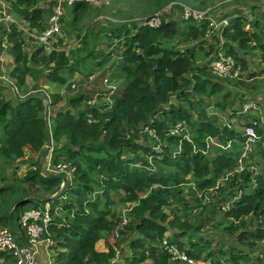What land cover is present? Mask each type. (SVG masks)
<instances>
[{
	"label": "trees",
	"instance_id": "obj_1",
	"mask_svg": "<svg viewBox=\"0 0 264 264\" xmlns=\"http://www.w3.org/2000/svg\"><path fill=\"white\" fill-rule=\"evenodd\" d=\"M7 1L17 19L23 18L39 30H44L55 4L51 2L47 8H42L40 4L47 0ZM89 5L80 1L69 6L68 12L73 16L68 27L76 29L78 19L89 10ZM262 21L247 22L240 15L231 18L214 59L221 51L233 56L243 70L248 69L245 58L252 51H261L264 59ZM190 24H186L188 31L183 33L185 40L199 39L206 25L200 29ZM131 26L124 24L110 30L113 38L120 39L117 49L122 53L118 63L111 66L114 68L112 80L124 81L110 98L113 107L100 104L82 109L85 102L93 99L87 93L67 98V104L60 109L55 108L64 96L55 93L48 94V100L37 96L20 103L15 95L10 99L6 97L4 90L8 84H0V157L8 166H15L14 162L23 159L27 151L39 159L28 167L23 177L15 173L10 178L0 172V226L14 229V234L25 240L20 225L22 215L45 201L50 202L55 213L49 230L55 240L51 250L58 252L56 264H114L117 247L107 239L114 237L117 229L128 240L132 251V257L127 258L125 264L148 261L181 264L172 260L164 241L198 262L203 256L218 257L210 238L200 234L201 225L184 219L182 210L191 207V196L184 193L183 187L193 182L200 190L209 189L219 178L233 171L242 152L240 144L245 141L243 130L237 127L253 126L257 130L260 136L257 147L264 161V124L254 125L252 121L257 118H249L235 109L234 100L217 108L231 109V118H240L237 127L205 121L192 124V115L177 103L182 98L203 103L202 98L218 95L227 100L231 91L211 72L209 64L194 66L188 53L169 47L182 34L179 23L165 18L159 28ZM58 39L62 42V34ZM5 42L11 45L7 51L13 58L9 77L21 99L33 93L21 94L29 78L36 82L43 78L64 86L76 74L90 76L109 63L104 51L91 47L88 33L81 39L79 49L70 55L63 50L48 54L43 46H38L29 58L24 51V34L14 24L8 29L0 24V53L4 51ZM61 42H58L59 47ZM211 51L214 52L213 47ZM98 59L102 60L97 62ZM260 74L264 76V70ZM258 76L252 74L255 80ZM8 87L11 89L10 85ZM39 87L40 84H36L34 92L41 90ZM237 95L243 102L245 95ZM46 101L49 104H45ZM47 106L50 109L46 117ZM179 122L190 126V141L170 134V129ZM147 129L153 130L161 141V154L152 151L156 142ZM49 136L53 163H70L76 168L73 180L63 190L62 180L44 176L40 171ZM209 137L222 145L229 141L234 143L227 150L219 146L208 148ZM213 148L215 155L210 157ZM150 159L158 165V171L153 170ZM190 175L191 179L187 180ZM252 175L250 171L243 173L240 182L236 183L235 178L220 190V196L212 199L221 206L238 190L245 192L224 216L234 222L228 231L239 233V240L249 246L264 242V173L254 177L256 188L250 187ZM118 203L133 205L125 212L128 219H132L131 223L123 228H120L122 216L112 213ZM245 226L250 231L244 230ZM102 242L105 246L100 248ZM240 258L233 257L232 261L240 264Z\"/></svg>",
	"mask_w": 264,
	"mask_h": 264
},
{
	"label": "rangeland",
	"instance_id": "obj_2",
	"mask_svg": "<svg viewBox=\"0 0 264 264\" xmlns=\"http://www.w3.org/2000/svg\"><path fill=\"white\" fill-rule=\"evenodd\" d=\"M51 1L53 0H47L46 3L43 2L40 6H42V8H47ZM89 6V10L78 19L76 29L68 27V23H70L73 15L68 12L70 7L66 8L61 33L62 42L59 39L61 42L60 48L70 55L72 51L79 49L81 39L86 33H88L91 47L96 50L101 49L104 51L106 54L105 57H109V63L104 68L95 70L96 73L94 75H90L94 76V79L92 80L89 79L90 76L85 75L78 76V78L72 77L69 78L67 85H56L61 88H55L51 91L45 88L47 81L40 78L37 83L40 84L39 88H41V91H44L47 94L55 93L64 96V100L55 109L64 108L67 98L76 96L80 93H87L88 96H92L93 99L90 102H93L94 106H99L100 104H112L110 107H113V103L110 98L116 93V89L118 87L120 88L123 86L124 81L120 79L112 80L114 68L111 69V66L118 63L119 56L122 53L117 49V44L120 39L113 38L110 30H117V28H120L124 24L130 26L133 24L138 26L143 25L146 19L152 18L158 13L162 14L163 20L165 18L166 20H175L179 23L182 34L178 37V39L172 42L169 47H172L174 50L179 52L188 53V55L192 57L194 66L209 64L210 67V63L216 57V51L222 46L224 38H221L219 33L217 34L216 31L213 32L208 30L206 25V29L200 34L199 39L196 40L191 38L189 41H186L183 33L188 31V26L186 24L190 23H185L181 20L183 7L188 6L198 10H209V16L211 19L216 20L217 23H220L223 20L229 21L236 15L243 16L247 22L255 19L264 20V0H97L96 4ZM35 7L36 6L32 7V9ZM16 20L20 21V19ZM262 23H264V21H262ZM192 24L194 25V23ZM192 24H190V26H192ZM47 26L48 23L46 22L44 27L46 28ZM199 28L202 29L203 27ZM216 37H219L221 40L219 39V41ZM5 44L8 43L5 42ZM7 46L11 45L8 44ZM38 46L40 45L32 42H26L24 51L28 56H31L33 52L36 51ZM211 47L214 48V52L211 51ZM8 55L10 54L8 53ZM84 55L85 54L82 56ZM245 59L248 62L247 70H243L238 64V67H241V70L233 78L220 77L222 82H224L223 84L225 87L231 90L227 100L223 98V95H218L214 98H202V100H204L203 103H200L197 99L194 100L192 98L190 100L182 98L177 101L178 104L182 107L184 106L186 111L192 115V124L205 121L223 126L233 124V126L237 127L240 122V118L236 116V118L232 119L231 117L233 116V112L231 109L223 111L217 108L219 104L227 103L231 100L235 101V109L239 110L241 113H244L243 108L245 105L251 102L256 103L260 110L258 113H248L250 114L249 118H257L256 122L258 124L259 122L264 124V76H261L260 74L262 69H264L263 55L261 51H252L251 55L247 56ZM101 60L102 59H98L97 62ZM1 64L3 65V68L1 67ZM11 70V62H2L1 60L0 76L1 78H4L2 80H7L9 82L6 84L11 86V89L6 88L4 93L8 90V97L13 98L15 93L18 92L9 77ZM92 73L93 72L90 71V74ZM254 73L259 75L256 80L255 78H252V74ZM33 81L34 80L32 78H29V83L25 86V91H21V94L34 92L35 88H33V85H35V81ZM95 92H97V94H95ZM239 93H243L245 95L243 102L239 100V96L237 95ZM47 103L49 104V101L45 102V104ZM89 103L85 102L82 105V109L89 107ZM47 109L49 112V106H47ZM250 121H252V119ZM237 129L239 131L243 130L241 127H237ZM141 137L144 140L145 137L143 134ZM191 138L192 134L189 133V139ZM159 144L161 146V141ZM151 145H153V143H151ZM181 145L182 143H180V151ZM262 148L264 149V146ZM162 152L163 149L160 148L158 153L161 154ZM214 153L215 149L213 148L210 152V157L215 155ZM38 160V157L27 151L23 159L16 160L14 162L15 166H8L7 163H5V161L0 157V172L6 174L10 178H12V174L15 173L18 177H23L27 173L28 167L31 164L36 163ZM42 163V167H44L46 159H43ZM150 164L152 165L153 170H159L158 165L152 159H150ZM248 167L251 169L256 168L259 172H263L264 161L259 147H257L253 153ZM188 179H191V175L187 177V180ZM220 190L215 191L212 194L220 196ZM183 191L187 196L188 194L191 196V198L189 197L191 207L182 210L184 219L189 220L192 224L201 225L200 234L206 235L210 238L213 242V250L218 256L215 258L203 256V259L199 262V264H235L232 259L233 257L239 258V256L242 257L240 258L241 260H239L240 264H263L264 261L262 257H264V242H257V245L249 246V243L243 244L239 240V233H232L228 231L230 226H233L234 222L225 218V212L222 210V205L220 206V204L213 203L212 201H206L207 196L211 195L208 192V189L200 190L193 184V182H190L183 187ZM131 208L132 204L118 203L112 209V213L121 215L123 218V214ZM167 212L170 211L168 210ZM131 220L132 219H128L129 225ZM244 230L250 231V228L245 226ZM14 231L15 230L12 229L13 234L15 233ZM15 236L18 238L17 235ZM18 239L24 241L21 237ZM107 241L111 245L117 247V256L114 264H125L126 259L132 257V251L129 248L128 240L125 237H122L120 233L119 236H116V234H114V237L113 235L109 236ZM99 245L100 248H102L105 246V243L102 242ZM56 254H58L57 251H49L45 253L47 260L44 264H56ZM41 258L42 257H39L37 264H43L40 263ZM0 264L14 263L11 259L7 260L6 257L0 255ZM146 264L153 263L148 261Z\"/></svg>",
	"mask_w": 264,
	"mask_h": 264
},
{
	"label": "built area",
	"instance_id": "obj_3",
	"mask_svg": "<svg viewBox=\"0 0 264 264\" xmlns=\"http://www.w3.org/2000/svg\"><path fill=\"white\" fill-rule=\"evenodd\" d=\"M86 2L90 5L97 3V0H54L55 5L53 7L52 15L49 19L48 26L44 30L34 29L25 20H16L9 13V8L2 4L0 9V24L6 25L7 29L10 25L14 24L18 29L24 34V38L34 44L43 46L45 50L49 53L53 51H62L58 45V37L62 33L63 18L65 16V10L69 6L75 5L77 2ZM209 10H198L188 6L183 7V15L181 20L183 22H192L196 26L207 25L208 30L216 31L219 33L220 37H223V31L226 27L230 26V20H223L217 23L216 20L211 19L209 16ZM163 19L162 14L158 13L152 18L146 19L143 25L159 28L162 25ZM217 58L213 59L210 63L211 72L221 78H233L240 70L238 63L233 56L224 54L223 52H218ZM4 79L0 76V81ZM90 80L94 79V76L89 77ZM108 81V80H106ZM94 105L93 102L89 103ZM260 108L256 103H249L244 106L243 114L250 115L248 113L254 112L258 113ZM253 120V119H252ZM254 125H257L256 120L252 121ZM189 126L186 122H179L175 124L173 128L170 129L171 135L181 136L182 139L190 141L189 139ZM152 139L156 142L153 145L152 151H160V140L156 136L153 130H146ZM245 141L240 144L241 155L237 160V165L234 167L232 172L226 173L224 176L219 178L216 184L208 189L211 195H208L206 201H212V199L217 196L212 194L215 191L220 190L226 185H230L231 181L235 178L236 183L241 181L243 173L250 171L252 175L251 188H256L257 184L254 177L262 175L263 172H259L256 168L248 167L251 162L253 153L255 152L257 145L260 141V136L257 130L253 126H248L243 129ZM234 142L229 141L228 144L222 145L215 141L214 138H208L207 147L219 146L222 149H229ZM76 168L68 163L54 164L52 158L49 157L46 161L45 166L41 169V173L44 176H64L67 178L68 182H71L74 178ZM196 186V185H195ZM64 188V184L62 185ZM243 190H238L234 197L227 203L222 204V210L226 213L231 210L233 203L239 201L242 198ZM55 213L52 211V205L50 202H45L37 208L27 210L21 217L20 225L24 231L25 240H19L13 234V232L8 227H0V255L4 257H9L14 264H37L38 256L42 249L47 251H52L51 247L55 245V240L50 233V225L54 220ZM128 225V217L123 214L122 223L120 228ZM119 229L116 230V236H119ZM164 246L170 251L173 261H178L182 264H199L193 258L188 257L184 252H180L175 247H170L167 241H164ZM264 264V262H263Z\"/></svg>",
	"mask_w": 264,
	"mask_h": 264
},
{
	"label": "crops",
	"instance_id": "obj_4",
	"mask_svg": "<svg viewBox=\"0 0 264 264\" xmlns=\"http://www.w3.org/2000/svg\"><path fill=\"white\" fill-rule=\"evenodd\" d=\"M51 2H54V0L53 1H51ZM50 2V3H51ZM55 3V2H54ZM2 4L4 5V6H7L8 8H9V13H10V15H12L13 17H15L14 16V12H13V10H12V5H11V3L10 2H8V1H5V0H0V9H1V7H2ZM55 5V4H54ZM54 5H53V7H54ZM16 18V17H15ZM17 19V18H16ZM20 20H23V18H20ZM25 42H29V41H27L26 39H25ZM8 44H3V48H4V51H2L1 53H0V62H1V60H2V62H8V61H10L11 62V65H12V68H13V58L11 57V55H8V52L6 51V49H7V46ZM25 48V47H24ZM25 50V49H24ZM33 54H34V52H33ZM33 54L31 55V56H29V58H31L32 56H33ZM49 54V53H48ZM8 56H10V57H8ZM8 60V61H7ZM1 67L3 68V65L1 64ZM32 67H34V66H32ZM35 68H40V67H34V69ZM262 70H264V69H262ZM95 74V73H94ZM93 74V75H94ZM78 76H81V75H79V74H76L74 77H76V78H78ZM33 79V78H32ZM34 80V79H33ZM28 81H29V79H28ZM35 81V80H34ZM33 81V82H34ZM29 82H27V84H28ZM35 83V85L36 84H39V83H37L36 81L34 82ZM26 84V85H27ZM35 85H33V87L35 86ZM7 88V86H5V89ZM9 88V87H8ZM45 88H47L48 90H54L55 88H61V87H58V86H56V84H53V83H50V82H48L47 81V83H46V86H45ZM10 89V88H9ZM8 90H7V92L5 91V95H6V97L8 98V99H10V97H8ZM63 189V188H62ZM130 205V204H129ZM133 206V205H132ZM47 252H49V251H47L46 249H42L41 250V253H40V255L38 256V259H39V257H42L41 258V262L40 263H45L46 262V260H47V257H46V255H45V253H47ZM50 252H52V251H50ZM54 252V251H53ZM57 255V254H56ZM38 261V260H37Z\"/></svg>",
	"mask_w": 264,
	"mask_h": 264
},
{
	"label": "water",
	"instance_id": "obj_5",
	"mask_svg": "<svg viewBox=\"0 0 264 264\" xmlns=\"http://www.w3.org/2000/svg\"><path fill=\"white\" fill-rule=\"evenodd\" d=\"M6 83H9V82L7 80H1L0 81V84H6ZM37 96H43L45 100H48V98H49L48 94L44 91H41V90L33 92L32 94H30L29 96H27L24 99H21L20 96L18 95V93H15V98L20 103H25V102H27V101H29L32 98L37 97ZM47 116H48V111L46 112V117ZM51 147H52V142H51V137L49 136L48 145H47L46 151L43 154V159L48 157ZM54 178H58V179L62 180L63 182H67L66 178L63 176H57Z\"/></svg>",
	"mask_w": 264,
	"mask_h": 264
},
{
	"label": "clouds",
	"instance_id": "obj_6",
	"mask_svg": "<svg viewBox=\"0 0 264 264\" xmlns=\"http://www.w3.org/2000/svg\"><path fill=\"white\" fill-rule=\"evenodd\" d=\"M49 157H51L52 158V156H51V153H49V155H48V157L47 158H45L46 159V161H47V159L49 158ZM61 163H65V162H61ZM68 164H70V163H68ZM72 165V164H71ZM43 167L41 166L40 167V171H41V169H42ZM76 173V172H75ZM75 176V175H74ZM53 177H57V176H53ZM64 177V176H63ZM66 178V177H65ZM66 180H67V178H66ZM63 184H64V188H65V186H67L68 184H70V182H68V180H67V182H63ZM62 184V185H63ZM63 188V189H64ZM61 189H62V186H61ZM53 197H55V195L53 196ZM46 202V201H45ZM45 202H43V203H45ZM48 202V201H47ZM43 203H41V204H43ZM182 264V263H181Z\"/></svg>",
	"mask_w": 264,
	"mask_h": 264
}]
</instances>
